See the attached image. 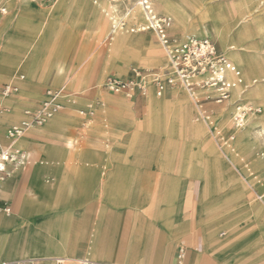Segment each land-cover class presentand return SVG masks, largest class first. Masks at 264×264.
I'll list each match as a JSON object with an SVG mask.
<instances>
[{
  "label": "crops",
  "instance_id": "1",
  "mask_svg": "<svg viewBox=\"0 0 264 264\" xmlns=\"http://www.w3.org/2000/svg\"><path fill=\"white\" fill-rule=\"evenodd\" d=\"M36 1L15 0L17 12L0 27V70L14 72L19 80H39L48 74L43 64L50 36L58 35L61 29L78 26L84 19L89 20L87 29L90 36L93 35L101 24L99 11L105 12L109 6L108 0H52L48 13L42 18L33 7ZM126 2L132 6L135 3L122 0ZM178 3L191 21L200 17L203 35L208 34L202 22L206 19L211 20L210 26L219 34L225 18L223 3L189 0L195 12L181 0ZM156 8L172 15L176 28L186 26L172 0H157ZM130 10L132 8L127 12ZM28 18L27 38L19 40L7 32L11 26L14 30L20 27ZM139 18L141 23V15L135 10L133 19L139 21ZM140 34L148 40L141 41L124 33L116 36L105 67L100 56L94 58L92 54L82 58L65 84L77 83L88 74L91 82L102 72L107 75L109 70L106 69L110 68L114 71L106 78L115 76L125 80L131 76L132 66L125 68L124 63L150 68L145 62L137 63L140 59L154 66L166 62L153 35ZM149 39L158 46L161 58ZM50 66L61 76L60 80L65 78L66 67L62 63L53 62ZM246 76L250 79L253 74ZM260 88L263 90L264 84ZM236 90L242 94L240 89ZM257 90L252 91V96L259 95ZM19 91L0 101L11 109L0 116V145L7 142V129L24 119L25 110L36 109L48 90L41 94L23 85ZM181 94L184 93L169 90L162 97L166 98L164 100L154 94L130 100L104 92L94 101L98 114L86 115L94 118L95 126L85 127V120L69 110L29 131L23 144L30 151L31 164L6 178L0 188L2 201L13 210L9 216L0 213V262L63 258L89 259L95 264H242V243L234 245L240 239L234 232L221 240L220 228L215 222L216 218H233L234 213L229 216L216 213L215 184L208 186L204 200L203 183L193 175L192 169L199 166V159L193 153L186 154L179 169L183 173H177L175 164L167 162V150L174 147L178 139L183 135L202 134L200 126L192 125L189 108L185 100L180 99ZM173 98L176 103H170ZM190 105L194 108L191 101ZM235 111L225 115L216 113L217 130L218 122L230 115L232 118ZM136 112L146 115L141 117ZM260 120L254 115L249 121L252 123L236 141L257 168L263 164L258 160V150L255 151L258 142L253 137V129L261 125ZM83 134L87 137L78 150L71 139ZM232 137L234 141L235 136ZM227 161L240 173L235 160ZM204 163L209 168L212 158L206 157ZM200 167L203 169V165ZM207 180L211 182V176ZM243 180L247 182L245 177ZM253 191L256 200L264 192ZM181 249L185 250L183 258L179 257Z\"/></svg>",
  "mask_w": 264,
  "mask_h": 264
},
{
  "label": "rangeland",
  "instance_id": "2",
  "mask_svg": "<svg viewBox=\"0 0 264 264\" xmlns=\"http://www.w3.org/2000/svg\"><path fill=\"white\" fill-rule=\"evenodd\" d=\"M120 1L121 2L117 4V11L119 13H124L128 8L133 7L131 3H122V0ZM156 1L157 0H152L156 11L161 14L169 15L173 19V31L176 35L182 36L187 33H192L199 36L211 37L216 43L218 49L223 51L242 70L244 84L238 88L242 91V94H238L237 90H234L233 96L231 95V97L221 105H212V109L219 115H225V113L228 114V112H233V110L235 111V109L242 107V111H246L245 127L242 128V130H235L232 126L231 115L229 117L226 115L227 118L224 119L223 122H218L219 129L217 132L220 133V137L215 139L211 136L209 132L210 130L206 124L195 121V110L191 107L189 98L186 94H181L180 99H184L189 108L188 110L190 112L192 125L200 126L202 128V134L194 137L183 135L182 138L177 140V144L174 147L167 150V162L174 163L175 170H177L176 172L178 173V171L182 172L179 169L181 168V162H183L186 154L189 155L193 153V156H195L196 159H199V166L192 169L193 175L199 178L203 183L204 200L207 196L208 186L215 184L214 196L216 213L220 214V216H229V213H234L232 215L234 216L233 218L221 217L215 219L216 225L220 228L219 238L221 240H226L231 233L235 232V237L240 240L234 242V245L236 246L239 244L240 246V243H242V264H264V206L255 199V193L253 191V189L261 193L264 191V89L261 90L260 88V85L264 84V0H218L224 4L225 18L222 22L223 27L218 34L210 26L211 20H202V22L205 23L208 33L205 35L201 33L202 25L199 23L200 17L196 16L191 21L190 15L182 6H179V0H172V2L175 5L178 16L184 23H186V26H183L181 29L176 28V20L172 15L161 12L156 8ZM51 2L52 0H37L33 7L43 15L42 18H45V15L48 13V8L52 5ZM188 2L189 0H181L183 5L188 6L193 12H195L191 4ZM3 7H7L8 10L6 15H0V27H2L3 24L6 25L5 22L8 17L17 12L18 4L15 3V0H0V10ZM99 12L101 16V24L93 35L90 36L89 30L87 29L89 26V20L84 19L82 24L72 28L68 27L67 30L61 29L58 35L49 37L45 51V64H43L45 65L44 68L47 69L46 72H48L45 77L39 80L34 79L32 81L19 80L18 77L14 76V72L6 73L5 71L0 70V84H13L18 87L19 90H21V87L24 85L30 89L38 90L41 94H44L45 91L49 89L64 90V92L67 95H71V97L68 98L69 101L66 99L65 108L56 115L70 110L85 120L83 123L85 127L91 128L95 126L94 123H92L94 118H88L86 117V114L88 111L98 114L94 106V101L100 98L101 94L107 92L102 90L101 86L104 83L106 76L109 73H112L114 69H106V71L109 70L107 75L102 72V75L99 74L100 77L98 75L91 82H89L90 74L74 84H65V80L71 75L77 63L82 58L90 57L92 54L91 57L94 58L100 56L104 67L107 62L110 61L107 58L108 51L111 44L114 42L106 41V36L110 30V23L105 13L103 11ZM34 13H37V11ZM134 14L135 10L132 11V15L129 19V26L140 23V18L139 21L133 19ZM34 15L31 14L32 17H34ZM29 20V18L27 21L25 20L22 25L16 27L15 30L11 26L7 29V32L14 34L19 40L27 38V25L30 23ZM124 35L135 37L141 41L148 40L145 35L140 33L132 35L131 33H124ZM149 42L154 45L156 48V54L160 57V51L156 43L151 39H149ZM3 48L4 50L6 49L5 47ZM232 51L233 53H230ZM236 52L241 54L242 57L238 56ZM53 62L62 63L66 67L64 79L60 80L61 76L57 75L56 70L50 69V65ZM144 62L147 63L150 68H159L166 65V62H164L162 65L154 66L149 61L141 59L137 64ZM123 66L125 68L130 66L135 67L134 64L130 63H124ZM106 68H109V66ZM249 73L253 74L250 79L246 76V74ZM89 84L91 85L88 86V88L87 85ZM257 88V91L260 92L259 95L252 96V91ZM117 96L125 98L123 95ZM2 99L3 98H0V101H2ZM70 100H74L75 103ZM176 102L177 100L175 98L170 100V103ZM8 109L11 110L10 107H8ZM255 110L257 112H254ZM26 111L28 110L23 112V116ZM81 112H84L85 115L80 116ZM136 114L141 117L146 115V113L139 114L138 112H136ZM254 115L256 118L261 119V125H257L253 129V137L255 141L258 142V148L255 151L258 150V160L263 164L260 168H257L248 157V153L236 143L238 136L248 127L249 121L254 118ZM38 127L40 126L34 128ZM126 130L127 129L123 131ZM29 131L15 142L7 138V142L5 141V144H1L0 146L4 148L15 146L26 153L27 157H30V151L23 144V138ZM232 136H235L234 141L231 140L229 144L224 147V150L226 151V154L228 153L230 159L232 158L236 161L240 173L230 165L219 148L223 139L227 140ZM86 137L87 135L85 134L73 137L71 139L73 147L78 150L82 148L84 143L83 138ZM165 137L167 144L168 137ZM237 154H239V156H236ZM206 157L212 158L213 164L209 166V168H207V164L204 163ZM201 165H203V169L200 167ZM24 168L26 167L13 168V172H18V170L20 171ZM185 175H188V173ZM209 176H211V182L207 180ZM243 177L247 179L249 184L243 180Z\"/></svg>",
  "mask_w": 264,
  "mask_h": 264
},
{
  "label": "built area",
  "instance_id": "3",
  "mask_svg": "<svg viewBox=\"0 0 264 264\" xmlns=\"http://www.w3.org/2000/svg\"><path fill=\"white\" fill-rule=\"evenodd\" d=\"M109 6L104 12L110 30L106 41H114L120 33H150L155 38L162 52L166 65L159 68L132 67L131 76L125 80L115 76L106 78L102 88L115 95H123L127 99L148 98L154 94L162 98L169 90L186 94L195 108V121L207 125L210 134L216 139L220 137L214 125L216 111L212 105H221L229 99L234 90L244 84L242 70L223 51L218 49L214 40L209 36L187 34L177 36L173 32V19L170 16L159 14L152 0H135L132 10L119 13L117 4L120 0H108ZM137 10L141 15V23L129 26L132 11ZM127 12V13H126ZM7 14V9L2 8L0 15ZM19 92L13 84H0V98H8ZM69 98L64 90H48L46 98L34 110L24 113V119L17 125L7 129V138L13 142L19 140L30 129L45 125L57 113L65 108V101ZM9 109L0 103V116ZM254 112H257L256 110ZM85 115L84 112L80 113ZM93 116V112H87ZM86 114V115H87ZM246 111L237 108L232 117V126L235 130H242L246 125ZM264 133V132H263ZM233 140L229 137L222 140L220 149L225 157L224 147ZM264 156V154H263ZM31 164L21 149L15 146H0V188L2 182L12 175L13 168L26 167ZM257 200L264 203V192L257 196ZM0 213L11 215L12 206L3 202L0 197ZM185 250L181 249L179 257L183 258ZM52 261L54 264H95L89 259L70 260L56 259H22L17 261H3L0 264H44Z\"/></svg>",
  "mask_w": 264,
  "mask_h": 264
},
{
  "label": "bare ground",
  "instance_id": "4",
  "mask_svg": "<svg viewBox=\"0 0 264 264\" xmlns=\"http://www.w3.org/2000/svg\"><path fill=\"white\" fill-rule=\"evenodd\" d=\"M13 96V95H12ZM11 97V96H10ZM9 98V97H8ZM253 116V115H252Z\"/></svg>",
  "mask_w": 264,
  "mask_h": 264
}]
</instances>
